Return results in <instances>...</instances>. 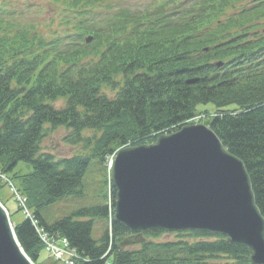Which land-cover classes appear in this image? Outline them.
Masks as SVG:
<instances>
[{"label":"trees","instance_id":"16d2710c","mask_svg":"<svg viewBox=\"0 0 264 264\" xmlns=\"http://www.w3.org/2000/svg\"><path fill=\"white\" fill-rule=\"evenodd\" d=\"M238 1L152 0L133 11L111 13L110 0H70L69 8L78 10L71 19L75 30L48 46L34 25L17 27L14 10L1 2L0 170L12 175L20 162L31 165V172L12 175L16 189L39 226L65 237L76 250L77 264H253L246 247L204 231L173 232L176 241L144 240L120 250L128 230L113 220L112 254L102 258L108 230L98 241L91 232L94 220L108 217L106 204L79 207L52 224L40 214L49 204L83 194L92 158L101 165L123 146L152 143L203 116L245 164L264 217V0H250L228 15ZM88 34L93 39L86 44ZM58 100L64 107L54 106ZM207 105L213 109L206 110ZM57 127L68 130L69 144L85 141L90 153L56 157L44 152L43 138ZM86 130L94 134L85 137ZM14 233L39 264L44 245L30 219L15 223ZM163 233L168 232L148 231L144 238Z\"/></svg>","mask_w":264,"mask_h":264},{"label":"water","instance_id":"95a60500","mask_svg":"<svg viewBox=\"0 0 264 264\" xmlns=\"http://www.w3.org/2000/svg\"><path fill=\"white\" fill-rule=\"evenodd\" d=\"M111 183L113 219L132 233L120 249L149 230H197L225 235L249 250L253 264H264V217L250 176L210 127L186 124L151 144L119 149ZM25 256L0 204V264H29Z\"/></svg>","mask_w":264,"mask_h":264},{"label":"rangeland","instance_id":"374dc122","mask_svg":"<svg viewBox=\"0 0 264 264\" xmlns=\"http://www.w3.org/2000/svg\"><path fill=\"white\" fill-rule=\"evenodd\" d=\"M5 1V5L14 10L13 20L16 21L17 27H23L28 25H34V30L39 34L43 44L46 46L54 38L61 37L66 33H73L75 30L76 20L71 21L73 16L77 13L76 8H69L70 0H0ZM152 0H110L112 7L108 10L111 13H115L120 9L128 8L133 11L144 5L151 4ZM250 0H239L234 3L231 8L228 9V15H234L235 11H241L243 6H246ZM17 13V14H16ZM69 22L67 23V20ZM93 18L96 19V10L93 11ZM81 20H83L81 18ZM209 30V28L207 29ZM109 98L113 97V93L105 91ZM56 108L64 107V101L58 100L53 103ZM206 110L213 109L210 105L204 106ZM202 108V107H201ZM195 123V120L190 122ZM68 133L65 127H57L52 130H48L47 135L43 138L41 143V149L44 152H49L56 157H70L74 155H87L90 153V148L86 145L85 141L82 144H69L65 141V137ZM94 134L92 130H86L84 132L85 137H90ZM92 154V153H91ZM106 158L100 165L95 159H91L89 166L82 179V192L83 194L78 197H66L53 204H49L40 210V214L49 224L60 220L66 216H69L75 209L83 206L102 205L108 204L109 199L112 200V194L109 196V186L107 180L108 168L106 165ZM15 171L21 174H26L32 171V167L28 163L20 162ZM12 172V175H14ZM11 174H8V179L13 186H16L18 182L12 178ZM10 186L6 185L0 180V201L4 204L11 221L19 223L24 219L22 211L18 208V205L10 192ZM20 206V205H19ZM108 209V208H107ZM12 223V225H14ZM94 227L91 234L93 240H99L102 233L108 230L111 235L110 216L106 219H98L93 221ZM126 236L121 237L124 238ZM120 237H117L115 241ZM179 238L174 233H163L156 238L147 239L146 241H154L160 243L162 241H176ZM188 239L193 241L194 239ZM197 241V240H195ZM133 246V245H132ZM132 246H127L130 248ZM137 247V246H135ZM125 249V248H124ZM112 254V251L110 252ZM51 255H54L53 253ZM45 251L38 257L39 264H57L52 256ZM55 256V255H54ZM109 256V255H108ZM58 264H61L58 262Z\"/></svg>","mask_w":264,"mask_h":264},{"label":"built area","instance_id":"2783aa9c","mask_svg":"<svg viewBox=\"0 0 264 264\" xmlns=\"http://www.w3.org/2000/svg\"><path fill=\"white\" fill-rule=\"evenodd\" d=\"M42 236H44V235H42ZM51 246H52V244H49V248H50ZM52 248L55 249V251L57 252L56 255L59 257V256L61 255L62 252L59 251L57 248H55V247H53V246H52Z\"/></svg>","mask_w":264,"mask_h":264},{"label":"bare ground","instance_id":"6f19581e","mask_svg":"<svg viewBox=\"0 0 264 264\" xmlns=\"http://www.w3.org/2000/svg\"><path fill=\"white\" fill-rule=\"evenodd\" d=\"M1 204V203H0ZM26 259L28 260L29 264H35L28 256H25Z\"/></svg>","mask_w":264,"mask_h":264}]
</instances>
